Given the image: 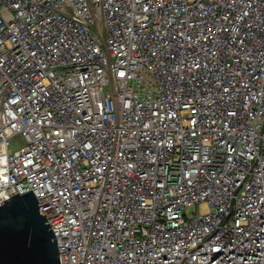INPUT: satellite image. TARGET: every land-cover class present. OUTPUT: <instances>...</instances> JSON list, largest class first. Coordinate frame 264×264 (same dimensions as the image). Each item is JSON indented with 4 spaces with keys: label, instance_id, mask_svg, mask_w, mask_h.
I'll list each match as a JSON object with an SVG mask.
<instances>
[{
    "label": "built area",
    "instance_id": "1",
    "mask_svg": "<svg viewBox=\"0 0 264 264\" xmlns=\"http://www.w3.org/2000/svg\"><path fill=\"white\" fill-rule=\"evenodd\" d=\"M30 190L59 264H264V0H0Z\"/></svg>",
    "mask_w": 264,
    "mask_h": 264
},
{
    "label": "water",
    "instance_id": "2",
    "mask_svg": "<svg viewBox=\"0 0 264 264\" xmlns=\"http://www.w3.org/2000/svg\"><path fill=\"white\" fill-rule=\"evenodd\" d=\"M30 191L0 202V264H59L55 237Z\"/></svg>",
    "mask_w": 264,
    "mask_h": 264
},
{
    "label": "rangeland",
    "instance_id": "3",
    "mask_svg": "<svg viewBox=\"0 0 264 264\" xmlns=\"http://www.w3.org/2000/svg\"><path fill=\"white\" fill-rule=\"evenodd\" d=\"M22 144H23V140L18 136L9 139V151L18 149ZM193 212H194L193 208L186 210V216L188 218L191 217Z\"/></svg>",
    "mask_w": 264,
    "mask_h": 264
}]
</instances>
